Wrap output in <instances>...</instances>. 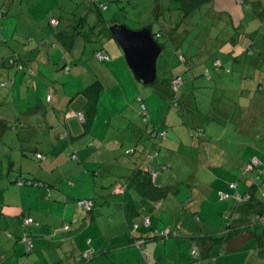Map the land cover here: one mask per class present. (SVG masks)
Wrapping results in <instances>:
<instances>
[{"label": "crops", "instance_id": "crops-1", "mask_svg": "<svg viewBox=\"0 0 264 264\" xmlns=\"http://www.w3.org/2000/svg\"><path fill=\"white\" fill-rule=\"evenodd\" d=\"M211 3L213 6L218 3H246L245 6L252 4V7H256L260 3L264 5V0H212ZM35 4L38 6L37 3L18 6L14 3L0 4L4 15V18H0V264H75L76 257L83 252L90 254L85 264H194L195 258L191 252L196 247L195 241L204 237H220L231 231L226 213L229 211V216L233 215L234 201L229 199V208L214 209V217L207 219V222L199 216V210L192 213L189 209H183L181 195L178 202L167 201L165 198L169 193L160 201H152L127 186L128 177L137 169V149H142V146L135 138L130 146L121 143L128 134L136 132V125L140 122L135 124L134 113L128 112L135 109L136 103L132 101H136L139 95L133 86L129 87L128 94L131 72L128 73L121 60L123 55L119 46L114 40L113 43L109 42L107 45L113 58L101 63L94 58L96 46H87L94 42L74 36L72 26L60 30L54 28L56 31L50 36L59 41V58H67L74 63L75 69L87 62V68L78 69L70 81V67L60 78L55 74L59 70L54 62V70L42 69V83L39 84L40 81L33 77L32 60L29 67L21 59L30 55L27 47L33 39L45 38L42 15L35 11ZM23 8L34 19L29 25L27 20L30 18L21 21L23 17L17 14L20 10L22 14ZM10 13L18 18L8 20ZM230 18L229 23L234 25L231 15ZM240 19H243L242 15ZM254 19L255 15L250 21ZM11 42L20 49L23 46V49L20 52L15 50ZM220 44L222 52L227 50L224 45L230 47L228 54L237 57L233 62L251 60L252 63L257 60L252 47L255 41L248 34L238 36L235 30L233 37ZM13 57L23 62V70L6 67L7 61ZM62 67L59 66V69ZM8 68L14 69L15 73L12 74ZM27 68L31 69L28 74ZM58 78L59 82L61 79L58 84L66 107L63 112L55 110L49 113L42 105L43 101L47 102L48 96L42 98V92H48L46 82H54ZM192 78L193 74L187 82ZM96 80L102 83L103 90L95 113L90 117L83 110L84 97L79 92L88 81L93 83ZM108 91L111 93L106 96L110 103L113 99L116 101L117 113L107 106H104L105 110L98 106ZM49 102H52V97ZM80 113L90 121L87 129L77 117ZM130 123L135 126L134 131L129 128ZM151 125L156 128L155 123ZM166 145L164 141L163 146ZM37 154L43 155L44 159H37ZM254 154V150L249 153L242 167L251 158H256ZM114 168L126 176H114ZM167 173V170L160 173L157 179L160 186L168 185ZM259 176L258 180L262 181L264 169ZM19 179H28L33 184L18 185L16 182ZM256 181V178L253 179L250 185ZM194 182L200 187L201 183L196 179ZM227 185L225 183V189H221L219 185L215 187L212 184L206 190L210 196L217 191L216 196L220 199L223 193L233 194L234 191H230ZM122 187H125L124 190H121ZM246 190L248 186L245 184L242 187L237 185L235 192L242 194ZM263 190L264 187L262 189L257 185V200L264 201L260 196ZM79 199H92V210L86 212L77 207L75 202ZM241 210L242 207H238L237 213H242V223L231 225L235 233L226 242L213 247L209 251L210 259L202 264H241L239 254L246 252L245 247L251 241H255L258 248L253 234L243 228L246 227V215ZM165 216L167 221L163 222ZM222 216L227 225L223 223ZM27 218H31L33 223L22 224ZM143 219H148L150 226L134 231L133 225ZM64 225H68V230L63 229ZM164 231H169L170 235L161 242L163 251L158 254L161 244L154 236L156 232ZM23 238L31 245L28 252L21 241ZM141 239H146L142 243L144 255L133 243ZM167 250L169 256H166ZM249 250L250 255L253 253L252 258L256 259V252ZM258 251L263 256L259 248Z\"/></svg>", "mask_w": 264, "mask_h": 264}, {"label": "rangeland", "instance_id": "rangeland-1", "mask_svg": "<svg viewBox=\"0 0 264 264\" xmlns=\"http://www.w3.org/2000/svg\"><path fill=\"white\" fill-rule=\"evenodd\" d=\"M2 2L6 3V0H0V3ZM8 3H14L15 6L22 3L38 4V6L35 4V11L42 15L41 23L45 28V38L33 39L27 47L28 51H31L30 55L21 59L28 66L32 60L33 77L40 81L39 84L42 83V69L54 70V62L59 70L55 74L60 78L64 76L66 68L70 67V76L68 77L70 81L78 69L87 68V62L79 64L81 68L75 69L74 63L69 62L67 58H59L61 52L59 41L54 36H50L56 31L49 24L50 18L59 20L61 23L58 27L59 30L64 27L62 24L76 21L86 14L88 22L91 21L90 27L96 26V32L100 31L102 34H105L103 31L106 29L105 22L110 25L114 23L125 25L132 31L150 27L154 33L160 34L157 40L163 46V51L158 56L156 64L159 76L156 86L159 92H155V87L151 85L142 86L135 83L131 80L132 78L129 80L127 90L129 94V87L133 86L137 94L144 98L150 125L153 122L156 129L169 131L164 139L167 145H162L159 158L160 161L164 160L170 166L166 176L169 188V194L165 198L167 201L178 202V197L181 195L183 209H189L192 213L199 210V216L208 222L207 219L214 217L213 210L229 208L230 200L219 199L216 196L217 191L210 196L206 187L213 184L215 187L219 185L221 189H225V183L229 182H234L241 187L243 184L249 186L256 178V173H243L242 163L253 150L254 155L260 161L257 170L264 169L263 3L256 7H252V4L245 6L246 3H218L214 6L211 3V6H203L186 19L181 18L177 4L170 0H130V2L129 0H98V3H94V5L90 3V0H8ZM101 5H105L106 10H98ZM88 7H91L92 14L86 13ZM208 13L213 15H208ZM17 14L23 17L20 19L21 21L30 18L27 20V25L34 21L27 15L26 8H23L22 14L21 10ZM230 15L234 20V25L229 23ZM241 15L242 20L240 19ZM254 15L255 19L250 21ZM16 17L10 13L8 20H16ZM93 19L94 21H92ZM248 21L250 22L248 23ZM88 22L86 21V25L89 24ZM235 30L238 36L245 33L253 38L255 41V45L252 46L253 52L258 56L256 61L251 63V60H246L232 64L233 57L228 54L230 47L224 45L223 47L227 50L224 52L220 50V43L233 37ZM47 36L50 37L47 38ZM91 45L96 46L94 43L87 44L88 47ZM11 46L19 52L23 49V46L20 49L13 42H11ZM180 54L189 60V64L197 65L195 68L191 66L192 74L195 77L194 81L187 82L191 73L186 71L184 63L178 61ZM191 55H194L193 63H191ZM111 58L113 57L110 55ZM121 60L130 74L123 56ZM222 60H224L223 66L218 69L217 65ZM22 63L20 62V64ZM64 63L67 67H62ZM7 65L6 67H9L8 63ZM59 66L62 68L59 69ZM28 68L27 74L31 71ZM14 69L8 68L12 74L15 73ZM177 74L182 76L185 83L179 88V98L172 101L169 88L164 82L172 80ZM58 82L59 78L54 82H46L48 92H42V98L52 97V102L43 101L42 103L43 108H46L49 113L55 110L63 112L66 107V100L61 95L62 90ZM91 82L88 81L87 84ZM31 90L29 92L32 99ZM110 91L114 93L113 89ZM110 91L104 94L105 104L103 96L98 106L101 110H105L104 106H107L117 113L119 111L116 101L113 99V102L110 103L106 96L111 93ZM132 102L136 103L135 99ZM138 107L136 103L133 111L128 110L129 113H134L135 124L140 122L136 125V132L132 134H137L138 142L142 147L147 148L151 143L141 131L144 129L145 123L141 124L143 118ZM129 125L131 131H134L135 126H131V123ZM132 134H128L125 137L126 140L121 143L130 146ZM67 157L69 158V155ZM113 175L126 176L119 173L117 168L113 169ZM194 179L201 183L200 187L195 184ZM255 184L263 189L264 176H262V181L257 180ZM187 201H190V204H187ZM226 214H228L227 222H230L232 219H230L229 211ZM239 215V218L233 222V226L239 222L242 223V213L240 212ZM224 218L222 216L223 223L227 225ZM165 221H167L166 216L163 222ZM231 225L230 228H232ZM161 242L158 241L159 245L161 244L158 254H162L163 251ZM255 246L256 242L251 241L245 247L246 252L239 254L241 264H264V255H260L257 246ZM249 249L256 252L254 254L256 259L252 258L253 253L249 254L251 252ZM166 256H169L168 250Z\"/></svg>", "mask_w": 264, "mask_h": 264}, {"label": "trees", "instance_id": "trees-1", "mask_svg": "<svg viewBox=\"0 0 264 264\" xmlns=\"http://www.w3.org/2000/svg\"><path fill=\"white\" fill-rule=\"evenodd\" d=\"M132 1V0H131ZM172 2H175L177 4V9L180 12L181 18L186 19L187 17L191 16L194 12L198 11L200 8L203 6H210L212 0H170ZM130 2V0H129ZM5 3V2H2ZM6 3H8V0H6ZM90 3L94 5V3H98V0H90ZM1 4V3H0ZM92 6V5H91ZM98 10H106L105 5L99 6ZM90 14H92L91 7L87 8V11ZM209 12V11H208ZM208 15H213L209 14ZM4 18V15L2 14V11L0 9V18ZM87 15L81 16V18L77 19L76 21H72L66 24H62L64 27H73V33L74 36H79L85 39L86 42H94L96 44V50L94 52V58L98 62H109L110 61V53H109V46L107 45L109 42L113 43V37L110 34L108 30V26H110V23L105 22V28L103 31H105V34H102L100 31L96 32V26L90 27L91 21L88 22V19L86 18ZM52 21H55L56 24H51ZM86 21L89 23L86 25ZM94 21V19L92 20ZM101 21V20H100ZM113 23V22H112ZM50 25H52V28H57L60 26L59 20L56 19H50L49 22ZM231 24V23H230ZM86 25V26H84ZM94 25V24H93ZM96 25V24H95ZM150 29L151 34L153 38L158 42L157 38L160 37V34L154 33L150 27H146ZM143 29V28H142ZM172 31V30H171ZM92 37V39L90 38ZM90 39V40H89ZM264 50V47H263ZM231 55V54H229ZM194 55H191V63H193L192 58ZM233 57V55H232ZM237 57H233L231 59V63L233 64V59H236ZM178 61L182 62L186 66V71H189L192 75V68H195L197 65H192L189 64V60L184 58L181 54L178 55ZM223 61L220 63V67L223 66ZM9 66L18 69V70H23L22 64H20V60L17 57L11 58L9 61H7ZM219 65V64H218ZM217 67L219 68V66ZM66 67V66H64ZM69 67L66 68V72H68ZM217 69V68H216ZM214 69V70H216ZM220 69V68H219ZM132 80L135 82L133 76L130 74ZM158 74L155 82L151 85L155 87V92H159L158 87L156 86V82L158 84ZM195 78V77H194ZM194 78L191 79V81H194ZM136 83V82H135ZM167 84V87L169 88L170 94L172 96V101H175L174 99L179 98V88L180 86L184 85V80L181 75L177 74L172 80H168L164 82ZM138 84V83H137ZM3 85V84H2ZM103 90V85L100 81L96 80L93 83L89 84L86 88H84L82 91L79 92V95H82L84 97V105H83V110H85L87 113H89L90 117L95 113L96 106L98 103L99 95ZM50 98L48 96L47 101H49ZM136 103L138 104L139 110H141L142 113V118L143 121L141 124L145 123L144 129H141L147 140L151 143L149 147H142L137 149V152H139L138 156V161H137V169H135L134 173L128 177L127 179V186L132 187L136 192H139V194L143 197H147L148 199L152 201H160L166 197L168 194L169 188L167 186H160L158 184V180L160 173L169 170L170 166L166 164L164 161L161 163L159 160L158 156L160 154L161 148H162V141L167 137L168 135V130H160L159 128L156 129L153 127V125H150L148 123V118H147V109H146V104L145 100L142 96H138L136 99ZM82 115V120L78 119L81 121V124L87 129L89 126L90 121L86 119V117ZM144 122V123H143ZM152 124V123H151ZM149 132H148V131ZM137 139V134H132L131 139ZM139 145H141L140 142H138ZM137 143V144H138ZM147 143V142H146ZM142 146V145H141ZM131 154V153H130ZM37 159H44L43 155L37 154L36 155ZM74 159L75 156H72ZM252 159H256L258 161V164L252 167L251 170H247V167L251 164ZM250 159L247 163H245L242 167V172L243 173H250V172H255L256 173V179L258 180L260 178V173L261 171L257 170V168L260 166V161L257 158H252ZM160 161V163H158ZM163 170V171H162ZM257 170V171H255ZM162 171V172H160ZM259 177V178H258ZM18 185H24V184H33L30 180L28 179H19L16 182ZM34 185H37V183H34ZM228 189L230 191H234L233 194H227L223 193L224 197L220 196L221 200H229L232 199L235 203V208L234 211L232 212L233 215L230 216V219H232L229 223L231 225L233 221L237 220L239 218V214H237V209L238 207H242L243 214L246 216L244 217V226L245 229H248L247 232L250 234H253L257 241V245L259 250H261L262 254L264 255V201L257 200V197L255 195V191L257 188L256 184L249 185L248 190H246L242 194H238L235 192V189L237 188V184L234 183H228L227 185ZM124 190L125 187H122ZM261 198H264L263 193L260 195ZM238 198L240 200H238ZM262 198V199H263ZM80 201H88L91 203V207L89 209H85L81 206L78 205V202ZM77 207L80 209H83L86 212H89L92 210L94 207V201L92 199H79L75 202ZM263 208V209H262ZM245 209V210H244ZM241 210V211H242ZM31 219V218H27ZM23 220L24 225H30L33 223V220L31 219V223H25V220ZM144 220L148 221L147 225H144ZM231 223V224H230ZM150 226V222L148 219H143L139 224L133 225L134 231L137 230L138 228H148ZM68 225H64L63 229L68 230ZM231 231H227L226 234L220 236V237H204L198 239L196 242V247H194L191 255L195 258L194 264H202L204 261H208L210 259L209 251L215 247L216 245H221L223 242H226L228 237L231 236L232 233L234 232L233 228H230ZM228 230V229H227ZM170 233L169 231H164V232H156L154 238H158L159 241H163L169 237ZM146 239H141L138 241L145 242ZM21 241L25 244L27 252L30 249V243L28 242L27 239L23 238ZM135 243V241H133ZM143 245L141 244V249L140 252L144 255L145 250L142 248ZM194 250L196 252L194 253ZM88 259H90V254L87 252L81 253L78 257L75 259V264H85ZM25 264V263H23Z\"/></svg>", "mask_w": 264, "mask_h": 264}, {"label": "water", "instance_id": "water-1", "mask_svg": "<svg viewBox=\"0 0 264 264\" xmlns=\"http://www.w3.org/2000/svg\"><path fill=\"white\" fill-rule=\"evenodd\" d=\"M108 30L135 82L142 86L152 85L157 78V58L163 46L153 38L150 29L132 31L125 25L114 23L108 26Z\"/></svg>", "mask_w": 264, "mask_h": 264}, {"label": "built area", "instance_id": "built-area-1", "mask_svg": "<svg viewBox=\"0 0 264 264\" xmlns=\"http://www.w3.org/2000/svg\"><path fill=\"white\" fill-rule=\"evenodd\" d=\"M51 24L54 25V24H56V22L52 21ZM78 117H79L80 120L83 119L81 114H78ZM256 164H258V161L256 159H252L251 164L247 167V170L248 171L251 170L252 167L255 166ZM220 196L224 197V195H220ZM238 200H240V199L238 198ZM78 205L83 207V208H85V209H89L92 206L91 203L88 202V201H80V202H78ZM25 223H31V219L25 220ZM143 223H144V225H147L148 221L144 220ZM263 225H264V222H263ZM141 244H142V241H136L135 242L136 247L139 248V249H141ZM195 252H196V250H194V253Z\"/></svg>", "mask_w": 264, "mask_h": 264}]
</instances>
